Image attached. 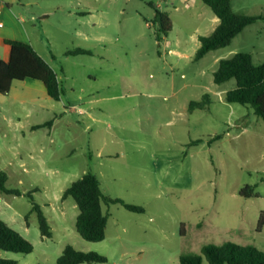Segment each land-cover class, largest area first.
Instances as JSON below:
<instances>
[{"label":"rangeland","instance_id":"374dc122","mask_svg":"<svg viewBox=\"0 0 264 264\" xmlns=\"http://www.w3.org/2000/svg\"><path fill=\"white\" fill-rule=\"evenodd\" d=\"M6 5L4 30L29 39L49 60L62 96L50 98L33 80L34 89L16 81L8 95L0 94V168L7 188L22 193L0 192V216L34 247L30 254L0 250V258L56 264L68 245L107 259L93 264H180L182 255L226 242L264 251V229L257 231L264 211V121L251 106L226 100L235 80L214 82L221 59L248 53L255 64L264 62V20L196 61L200 36L219 24L201 0ZM232 8L264 18V0H232ZM76 49L90 54L66 55ZM207 95L205 109H189ZM87 173L109 198L144 209L103 202L108 224L97 243L77 233L76 202L62 199ZM246 185L258 197H242ZM28 194L52 238L42 237Z\"/></svg>","mask_w":264,"mask_h":264},{"label":"trees","instance_id":"16d2710c","mask_svg":"<svg viewBox=\"0 0 264 264\" xmlns=\"http://www.w3.org/2000/svg\"><path fill=\"white\" fill-rule=\"evenodd\" d=\"M219 19L220 23L209 36H200V48L195 60L199 61L208 53L226 48L241 34L244 29L259 21L263 17H252L238 14L233 11L232 0H201ZM162 23L167 26L165 32L172 29V23L168 17H162ZM10 48L7 61H0V94L8 95L13 83L16 81L33 80L43 84L48 96L59 101L62 89L58 75L54 69L35 51L28 43L15 40H5ZM90 54L84 49L68 51L67 56ZM231 80L236 81V87L226 93L229 103L248 105L254 109V113L264 121V62L255 64L248 53H238L231 58L221 59L219 67L214 73V82L222 85ZM209 104V96H205L201 102H192L189 109H205ZM8 175L0 168V192L21 196L18 190H10L6 184ZM256 187L246 185L240 191L244 198L258 197ZM28 196L33 202V212L38 215L39 229L42 237L52 238V228L40 205L35 203L31 194ZM73 198L79 209L76 218L77 233L88 242H101L106 237L108 215L103 212V202L118 203L127 210L135 213H143L139 206L128 204L121 199H112L106 196L97 176L93 173L85 174L81 179L72 183L64 192L62 199ZM264 229V211L261 212L257 231ZM0 250L13 253L30 254L34 247L30 241L13 229L0 217ZM107 259L95 252H81L74 246L68 245L56 264H93L106 263ZM0 264H20L16 260L0 258ZM180 264H264V251L253 245H239L226 242L222 245H205L200 254L182 255Z\"/></svg>","mask_w":264,"mask_h":264},{"label":"crops","instance_id":"0c3cea01","mask_svg":"<svg viewBox=\"0 0 264 264\" xmlns=\"http://www.w3.org/2000/svg\"><path fill=\"white\" fill-rule=\"evenodd\" d=\"M16 3V0H7L6 1V4L4 3V2H2V7H0L1 8V13H0V22H2L3 23V26H0V47H2L3 49H4V55H3V57H0V61L1 60H4V61H7L8 59H9V55H10V48H9V46L8 45H6V43H5V40H15V41H21V42H24V43H28V44H30L33 48H34V46H33V44H32V42L31 41H29V39H19V38H23V37H18L17 35H16V33L15 34H13L12 35V33H10L9 31H6V30H4V28H5V25H4V18L6 17V12L4 11L5 10V5L8 7V8H10V9H12L13 7H14V4ZM23 6V5H22ZM215 21H219V19L218 18H216L215 19ZM218 23H220V21L218 22ZM219 25V24H218ZM23 31V32H22ZM21 31V33H20V36H22V33L24 34V30H22ZM25 35V38H28L27 37V35L26 34H24ZM35 49V48H34ZM35 51H36V49H35ZM37 52V51H36ZM53 69H54V71L56 72V70H55V68L53 67V65L49 62V60L48 59H46L42 54H40L39 52H37ZM51 58L53 59V60H55V58L54 57H52L51 56ZM57 73V72H56ZM58 75V74H57ZM58 79H59V76H58ZM30 80H26V81H20V82H22L23 83V85L27 88V89H32L33 87L35 88V86H32V85H30V84H28V82H29ZM19 82V81H18ZM13 87V86H12ZM33 88V89H34ZM45 88V87H44ZM19 121L20 119L19 118H17V119H15V118H10V122H14V121ZM15 131L16 132H18V133H20V129L19 128H15ZM7 207H9V205H7ZM1 217V216H0ZM5 221V220H4ZM6 222V221H5Z\"/></svg>","mask_w":264,"mask_h":264},{"label":"built area","instance_id":"2783aa9c","mask_svg":"<svg viewBox=\"0 0 264 264\" xmlns=\"http://www.w3.org/2000/svg\"><path fill=\"white\" fill-rule=\"evenodd\" d=\"M0 13H1V8H0ZM0 26H3V23L2 22H0Z\"/></svg>","mask_w":264,"mask_h":264}]
</instances>
